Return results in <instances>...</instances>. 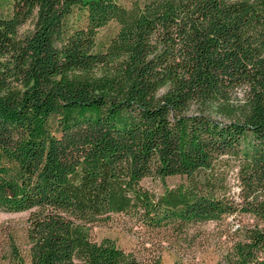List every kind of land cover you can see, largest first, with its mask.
<instances>
[{
    "label": "trees",
    "instance_id": "obj_1",
    "mask_svg": "<svg viewBox=\"0 0 264 264\" xmlns=\"http://www.w3.org/2000/svg\"><path fill=\"white\" fill-rule=\"evenodd\" d=\"M0 209L28 213L9 264H160L91 237L122 213L247 214L218 264H264V0H0Z\"/></svg>",
    "mask_w": 264,
    "mask_h": 264
},
{
    "label": "rangeland",
    "instance_id": "obj_2",
    "mask_svg": "<svg viewBox=\"0 0 264 264\" xmlns=\"http://www.w3.org/2000/svg\"><path fill=\"white\" fill-rule=\"evenodd\" d=\"M129 5L132 0H118ZM31 20L18 26L20 35L28 32ZM114 21L101 26L97 32L99 41L106 40L114 31ZM243 102V89L234 88L226 101L210 102L205 112L220 119L227 117L224 109L237 110ZM195 106L189 108L193 111ZM180 178L176 175L165 177L166 184H174ZM142 183L150 190L159 192L161 181L154 177H143ZM234 187V182H233ZM27 210L6 211L0 209V264H9L8 255L14 245L20 251L27 248L25 225ZM251 221L247 214H229L218 220L191 222L176 228H148L127 214H112L106 220H99L91 225V237L99 239L109 236L123 249L131 250L136 256L149 258L154 255L160 264H218L222 252L231 240L239 236L240 227ZM237 224L238 227H237Z\"/></svg>",
    "mask_w": 264,
    "mask_h": 264
}]
</instances>
